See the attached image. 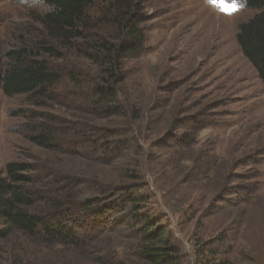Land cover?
<instances>
[{
  "label": "rangeland",
  "instance_id": "rangeland-1",
  "mask_svg": "<svg viewBox=\"0 0 264 264\" xmlns=\"http://www.w3.org/2000/svg\"><path fill=\"white\" fill-rule=\"evenodd\" d=\"M234 3L148 0L151 19L141 25L146 53L125 62L127 81L119 88L118 102L134 126L131 141L142 152L149 208L168 225L182 264H264V86L236 39L240 23L255 12L238 4L229 13ZM44 12L41 0H0L1 62L9 49L34 48L46 38L39 23ZM61 54L44 58L71 77L47 100L0 90V177L10 163L37 166L42 195L64 172L82 184L99 172L95 162L69 161L22 134L34 112L63 117L79 132L83 124H100L90 123L86 96L98 68L77 51ZM82 186L79 200L90 197ZM22 248L31 263L50 252L61 264H93L82 254L57 257L56 247Z\"/></svg>",
  "mask_w": 264,
  "mask_h": 264
},
{
  "label": "trees",
  "instance_id": "trees-1",
  "mask_svg": "<svg viewBox=\"0 0 264 264\" xmlns=\"http://www.w3.org/2000/svg\"><path fill=\"white\" fill-rule=\"evenodd\" d=\"M147 1L41 0L45 12L39 23L46 38L34 48L5 52L0 90L10 98L47 100L63 77H71L54 69L45 55L59 58L61 51L74 50L98 68L86 96L92 100L89 121L100 124H83L79 132L63 117L34 112L22 134L69 161L95 162L99 172L84 184L64 172L42 195L36 189L37 166L8 164L0 177V264H61L50 252L31 263L24 243L56 247L57 257L63 252L82 254L93 264H182L168 225L149 208L139 162L142 152L131 141L134 126L118 102L119 88L127 81L125 62L146 53L141 25L151 19L145 14ZM244 6L255 14L240 23L237 44L264 86V0H246ZM81 185L90 196L84 200L77 197Z\"/></svg>",
  "mask_w": 264,
  "mask_h": 264
},
{
  "label": "snow or ice",
  "instance_id": "snow-or-ice-1",
  "mask_svg": "<svg viewBox=\"0 0 264 264\" xmlns=\"http://www.w3.org/2000/svg\"><path fill=\"white\" fill-rule=\"evenodd\" d=\"M238 8H239V5L236 4V3H234V4H233V7H232L231 9H229L228 11H229V13H231V12L237 11Z\"/></svg>",
  "mask_w": 264,
  "mask_h": 264
},
{
  "label": "clouds",
  "instance_id": "clouds-1",
  "mask_svg": "<svg viewBox=\"0 0 264 264\" xmlns=\"http://www.w3.org/2000/svg\"><path fill=\"white\" fill-rule=\"evenodd\" d=\"M238 4L240 5V7H243L246 0H237Z\"/></svg>",
  "mask_w": 264,
  "mask_h": 264
},
{
  "label": "bare ground",
  "instance_id": "bare-ground-1",
  "mask_svg": "<svg viewBox=\"0 0 264 264\" xmlns=\"http://www.w3.org/2000/svg\"><path fill=\"white\" fill-rule=\"evenodd\" d=\"M264 115V114H263Z\"/></svg>",
  "mask_w": 264,
  "mask_h": 264
}]
</instances>
